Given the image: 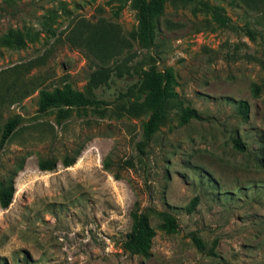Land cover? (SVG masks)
<instances>
[{
  "label": "rangeland",
  "instance_id": "374dc122",
  "mask_svg": "<svg viewBox=\"0 0 264 264\" xmlns=\"http://www.w3.org/2000/svg\"><path fill=\"white\" fill-rule=\"evenodd\" d=\"M206 1L228 26L168 3L143 47L129 0H0V133L16 116L0 145V187L14 189L0 208V264H264V9ZM97 27L116 31L119 53L92 56ZM96 67L99 104L64 118L38 110V89L85 90ZM149 68L168 69L172 96L138 145ZM186 108L199 118L182 121ZM45 159L52 170L38 168ZM148 206L172 214L176 230L148 212L146 255L124 251L130 211Z\"/></svg>",
  "mask_w": 264,
  "mask_h": 264
},
{
  "label": "trees",
  "instance_id": "16d2710c",
  "mask_svg": "<svg viewBox=\"0 0 264 264\" xmlns=\"http://www.w3.org/2000/svg\"><path fill=\"white\" fill-rule=\"evenodd\" d=\"M241 1L252 10L264 9V0ZM168 3L183 7L192 5L193 9L207 13L211 20L218 26L229 25V19L224 14L223 9L215 4H210L206 0H129V5L135 11L138 20V30L135 38L138 39L143 47H149L153 41L152 16ZM244 31L247 35L252 36L250 30ZM14 39L17 46H22L23 42L17 34ZM119 42L120 37L113 28L97 27L94 28L88 36L85 45L93 57L98 60H103L118 51ZM119 51L117 53H119ZM150 72L154 75H150ZM101 75L100 68L96 67V69L89 74L85 90L72 89L68 84H64L62 87H53L51 90H46L44 88L38 89V110L45 111L49 108H56L58 112L57 116L59 118H64L68 116L72 107L99 104L101 101L95 98L92 90L104 81ZM143 76L144 77L141 79L143 85H149L154 92L150 97L145 99L146 105L150 107V112L143 124L145 140L139 142L138 145H143L145 141H147L156 125L158 117L164 110L165 103L172 96L168 86L171 81V74L168 69L157 71L149 68L147 71L143 72ZM179 117L182 121H186L189 118H199L197 112L193 108L184 109L179 114ZM15 125L16 116L10 117L4 123L0 133V145L8 138ZM234 144L237 149H242V145L239 141L235 140ZM71 163L72 159L69 158H65L63 161L64 166H68ZM38 168L40 170H52L54 168V162L48 159L42 160L38 163ZM13 191L12 181L8 179L0 187V208L3 209L7 207L11 201ZM194 204L195 199H192L186 208L187 212L192 210ZM148 212L156 213L158 216L162 217V221L158 225L159 228L176 230L177 220L172 214L165 211L154 210L149 206L146 207L145 210H131L129 213L131 220L130 227L125 233L122 244L124 251L146 255L150 240L154 235V230L148 222ZM192 239L195 243H199L196 237L192 236Z\"/></svg>",
  "mask_w": 264,
  "mask_h": 264
}]
</instances>
